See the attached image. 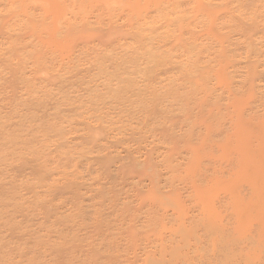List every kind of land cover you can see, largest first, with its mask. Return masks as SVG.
I'll return each instance as SVG.
<instances>
[{
  "label": "bare ground",
  "instance_id": "obj_1",
  "mask_svg": "<svg viewBox=\"0 0 264 264\" xmlns=\"http://www.w3.org/2000/svg\"><path fill=\"white\" fill-rule=\"evenodd\" d=\"M0 264H264V0H0Z\"/></svg>",
  "mask_w": 264,
  "mask_h": 264
}]
</instances>
